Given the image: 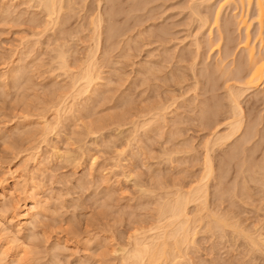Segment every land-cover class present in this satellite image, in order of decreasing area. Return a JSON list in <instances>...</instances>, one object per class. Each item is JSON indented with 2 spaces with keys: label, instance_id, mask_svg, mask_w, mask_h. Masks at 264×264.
Wrapping results in <instances>:
<instances>
[{
  "label": "rangeland",
  "instance_id": "1",
  "mask_svg": "<svg viewBox=\"0 0 264 264\" xmlns=\"http://www.w3.org/2000/svg\"><path fill=\"white\" fill-rule=\"evenodd\" d=\"M220 1L62 0L50 20L36 0H0V264H127L164 201L202 183L208 156L206 206H188L198 222L178 264H264V82L239 98L242 129L218 141L246 54L238 1L212 24ZM91 54L100 78L63 113ZM30 197L43 213L25 227ZM207 212L230 227H207Z\"/></svg>",
  "mask_w": 264,
  "mask_h": 264
},
{
  "label": "bare ground",
  "instance_id": "2",
  "mask_svg": "<svg viewBox=\"0 0 264 264\" xmlns=\"http://www.w3.org/2000/svg\"><path fill=\"white\" fill-rule=\"evenodd\" d=\"M36 1L38 2L39 6L41 5L45 8L44 10H46L45 12L50 17V20H53L52 19L53 17L58 18V16L61 14L62 0H36ZM217 1H219V0H217ZM237 1L241 7V12H240V14H236L237 11H235L236 13L234 12V18L236 19L235 25L238 28L237 30H244V33H245L244 38L241 39L242 41L240 42L239 47L241 50H244L246 52V54H245V56L242 57L240 63H238L239 66L237 68V71L233 75H234V79L238 80V82H241V84L243 86L241 88L237 89L238 87L236 88V87H232V86L229 88V85H228V91H229V97H230L228 99H230V101H231L230 103H231V108H232V114H231L232 116H228V118H227V119H229L228 122L225 121L227 123V124L225 123L226 124L225 127H227L226 128L227 132L224 134L222 133L220 136H218L219 133H218V135L216 133L217 140L222 141V143L224 142L223 140L230 139L238 131H240L242 129V124L244 122L241 119L243 112H242V108L240 105L239 98L243 94H245L246 92H249V91L252 92L253 89L255 90L259 85H262V83L264 82V0H221L218 4V8L215 12L214 19H213L214 21H212L213 22L212 24L215 25L214 28L215 27H217V29L220 28V26H219L220 16H221L223 9L227 6H230L232 3L235 4ZM236 6H238V5H236ZM252 6L255 7V17H254L255 19H254V21H256L258 24V31L256 33L257 34L256 39L258 41L257 40H254V41L260 42L259 46L255 45L254 41L252 42V37H251V28L250 27H252V21H251L252 19L250 20L248 17H249V12H250V9L252 8ZM238 9H239V6H238ZM238 12H239V10H238ZM204 23L207 24L208 22H204ZM226 30L230 31L231 27H229L227 25ZM220 33H221V30H220L219 34ZM220 36H221V34H220ZM221 38H222V36L220 37V39ZM220 39L218 40V43H217L218 44L217 47L219 49L221 48ZM99 40H100V37L98 38V41ZM222 40H224V39H222ZM97 44H98V42H97ZM218 48H216V49H218ZM233 48H235V46H234L233 40H232V42L230 41L227 48H226V53L232 52L234 50ZM219 49H218V51H219ZM94 55L95 54H93V55L91 54V57L87 61L86 65L83 64L84 66L82 67V69H80L81 72L79 70L80 73L73 78V87L72 88L70 87V89H72L73 92L69 89L71 91L70 94H68V95L66 93H64V95L62 94L64 97L61 98L62 101L60 99L61 102L59 103V105L62 104L63 113H65L66 111H68L70 109L68 114L69 113L71 114L74 109H72V106L69 105V103L72 102L70 100H73L75 102L77 100V97L79 98V96H84L85 93L89 92V90L92 89L91 87L94 85V82L96 83V81H97L96 79L100 78V77H98L99 75H97V74H99V72L97 71V69H98L97 62H96V59H94V57H96V56H94ZM92 56H94V57H92ZM59 59H60L61 69L64 70L65 72H69V70H70V67L68 65L69 61L67 60L68 58L64 52L59 55ZM220 68H221V66H220ZM215 71H216V69H215ZM18 72H19L18 70L14 69V70H12V75L13 76L18 75L19 74ZM219 72H221V71H219ZM228 73L229 72H227V74ZM221 74H222V72H221ZM67 92L69 93V91H67ZM71 104L75 106V104H73V103H71ZM69 106H71V108ZM60 110H62L61 106H60ZM64 110H66V111H64ZM66 114H67V112H66ZM157 117H159L158 112L155 113L153 118L156 119ZM200 118H201V116H200ZM218 121L219 120H216L215 124H218ZM47 129H49V128L47 127L44 130V134L47 133ZM48 132H49V130H48ZM215 132L216 131H214V133ZM44 136H47V135H44ZM214 139H215V137H214ZM212 144H213V142H212ZM215 144L216 143H214L213 145H215ZM208 151H210V150H207V152ZM208 153H210V152H208ZM211 160H212V158L210 159V157L208 156L207 164L205 166L206 167V169H205L206 174L202 178V183L199 181L200 183H198V185L194 186V188H192L188 192H183L182 190H178L175 194H173V197L171 196L172 198L169 197L168 199H166V201H164L163 205H161L159 207L160 210H158L159 216H160V218H159L160 220L158 222H163V223L156 225L155 227L149 229L148 231H144L141 233L139 232L140 234H138L136 236V238L134 239L132 250L127 253L126 257L123 256L125 258L123 261H125L127 264H160V263L167 264V262L169 264H178V260H180L183 257L182 256V254H183V248L182 247L186 246L190 243L191 232H192V230H194V229H192L193 228L192 224L195 222H198V221H195L192 219L188 206L190 204L196 203L195 205L198 206L200 204L202 207V205L206 204V199L208 197L207 195L209 192H208L207 183L205 180L210 179V177H212L213 172H214L213 166H212L213 163L211 162ZM203 181H205V182H203ZM1 195L3 196V193H1L0 196ZM28 200H30L29 204L25 203L24 204L25 206L23 207V210L20 213V219H21V222H23V224L22 223L21 224L24 225L25 227H28L31 225L34 226V222L37 220L38 216L41 213H43L42 212L43 211L42 204L41 205L38 204L39 202H37V200H35L34 197H30ZM3 203H4V201H3ZM1 207L5 208V205L2 204ZM207 214H208V212H207ZM213 214L210 213L207 215L211 221L210 224L207 223L208 224L207 227H210L211 225L215 226V228H218V227L224 228V227L229 226L228 221H227L228 219L226 217L225 218L227 220L224 217H220L221 215L216 217V215L215 214L213 215ZM201 219H203V218H201ZM208 222H209V220H208ZM231 227L233 228V226H231ZM22 228H23V226H22ZM207 229H209V228H207ZM236 229H238V227ZM243 231H245V230H243ZM243 231H239V232L242 233ZM194 232H195V230H194ZM246 232H243V233L246 234ZM251 237H248V238H250V240L247 238L246 235L244 238H247V240L252 242L254 245H257V248H258L259 242H263L262 236H261V238L260 237L257 238L258 240L251 238ZM252 246L253 245H251V247ZM263 247H264V245H263ZM3 248L5 250L7 249V247L5 245H3ZM186 249H187V246H186ZM3 251L1 253H4ZM18 263L21 264L20 262H18Z\"/></svg>",
  "mask_w": 264,
  "mask_h": 264
}]
</instances>
